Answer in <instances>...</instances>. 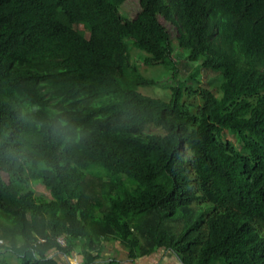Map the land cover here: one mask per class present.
I'll list each match as a JSON object with an SVG mask.
<instances>
[{
  "label": "trees",
  "instance_id": "trees-1",
  "mask_svg": "<svg viewBox=\"0 0 264 264\" xmlns=\"http://www.w3.org/2000/svg\"><path fill=\"white\" fill-rule=\"evenodd\" d=\"M126 1L0 0V264H67L53 252L74 251L125 264L103 256L110 241L133 261L163 247L184 264H264V0H138L133 18ZM165 22L220 74L197 113ZM125 37L171 76L169 98L139 90L157 79Z\"/></svg>",
  "mask_w": 264,
  "mask_h": 264
},
{
  "label": "rangeland",
  "instance_id": "rangeland-1",
  "mask_svg": "<svg viewBox=\"0 0 264 264\" xmlns=\"http://www.w3.org/2000/svg\"><path fill=\"white\" fill-rule=\"evenodd\" d=\"M119 10L121 14H123L127 18H133L137 12L140 10V6L138 3V0H127L124 4H121L119 6ZM166 23V22H165ZM167 24V27L169 28L170 32V38H171V46L174 48V57L176 60V80H180L181 83H183V101L188 106L189 110L191 112L197 113L199 109L206 106L209 102L208 99L203 94L202 90H200V87H204L205 89H208L210 91H213L216 95H220V74H217L211 69H206L199 66V61L190 59L188 54L181 51L177 47V36L175 32V28L171 26V24ZM84 31V30H83ZM86 34H88L85 31ZM126 43L129 45V54L132 56V59L134 61H139V66L141 70H144L147 75L154 76L157 79L156 85L153 86H140L139 90L153 95V96H159V97H165L169 98L171 89L166 86V84H170L169 80H171V76H166L165 72L160 66H149L145 62L141 61L140 57L147 54V52L140 50L133 46V40L130 37H125ZM260 66L264 67V65L260 64ZM196 71L198 73H196ZM194 77V78H192ZM166 83V84H165ZM147 132L150 133H164L165 131L161 127H157L155 125H150L147 128ZM229 140H232L234 144L237 147H240L239 142L237 141V138L233 136L232 134H228ZM98 175L97 177L101 180V183L104 181H107V175L105 171L102 169H98ZM3 177L5 180L8 179V176L6 174H3ZM31 178L33 180V185L36 190L37 195H42L44 197L49 198L50 193L46 190V188L41 184V182L38 179V176L31 175ZM108 182V181H107ZM106 182V183H107ZM100 181L96 182V185L93 186V189L95 191V194H98L100 192ZM194 205H198L197 203H194ZM185 224L187 223L186 220ZM184 221L183 219H177L173 221L166 222V225H169L171 228H173L174 231L178 232L182 228H184ZM64 235V234H61ZM119 247L124 246L121 245L119 242H117ZM106 247V243L104 244ZM127 251V250H126ZM59 252H54L53 255L59 259L61 262H65V259L63 258V255H59ZM124 262L125 264H136L134 261H131L127 259V253L125 252ZM176 257V256H175ZM174 257V253L170 249H164L158 250L154 252L152 255L143 257V260H147L148 264H154L155 262H162L165 264H181L180 260ZM140 260L137 261V264Z\"/></svg>",
  "mask_w": 264,
  "mask_h": 264
},
{
  "label": "crops",
  "instance_id": "crops-1",
  "mask_svg": "<svg viewBox=\"0 0 264 264\" xmlns=\"http://www.w3.org/2000/svg\"><path fill=\"white\" fill-rule=\"evenodd\" d=\"M190 178H191V174H190ZM202 202V201H201ZM202 203H204V202H202ZM115 248V249H114ZM165 249V248H164ZM158 250H163V247H160ZM125 252L127 253V251L126 250H124L123 249V247H119V245H118V243H117V241H114V242H106V251H105V254L103 255V256H105V255H109V254H114L119 260H124V258L123 257H125ZM54 253V252H53ZM174 253V252H173ZM59 255H62L61 253H58ZM102 256V257H103ZM145 256H149V255H145ZM145 256H142L141 258H139V259H137V260H134V263H136L137 264V261L138 260H140L139 262H138V264H148V262H147V260H143V257L145 258ZM176 255H175V253H174V257H175ZM127 257V259H129L128 258V256H126ZM63 258L65 259V257H64V255H63ZM175 258H177V256L175 257ZM178 259V258H177ZM129 260H131V261H133L132 259H129ZM179 260V259H178ZM65 262H67L66 261V259H65ZM157 263H162V262H155L154 264H157ZM180 263L181 264H183L182 263V261H180ZM163 264H165V263H163Z\"/></svg>",
  "mask_w": 264,
  "mask_h": 264
},
{
  "label": "clouds",
  "instance_id": "clouds-1",
  "mask_svg": "<svg viewBox=\"0 0 264 264\" xmlns=\"http://www.w3.org/2000/svg\"><path fill=\"white\" fill-rule=\"evenodd\" d=\"M166 23H168V22H166ZM168 24H170V23H168ZM171 26H172V24H171ZM169 29V28H168ZM134 46V45H133ZM178 47V46H177ZM130 49V48H129ZM180 49V48H179ZM181 50V49H180ZM182 51V50H181ZM131 56V55H130ZM131 58H132V56H131ZM140 59H141V61H143V56H141L140 57ZM134 61V60H133ZM139 61L140 60H136V61H134V62H136L138 65H139ZM144 62V61H143ZM140 67V66H139ZM34 186V185H33ZM61 234H64L63 236L65 237V239H66V235H65V233H61ZM61 234H59V235H57L56 236V240H57V237L58 236H62ZM40 240H44L45 238H39ZM58 242V241H57ZM66 242H67V239H66ZM61 245V244H60ZM63 246V245H62ZM65 246V245H64ZM158 251V250H157ZM73 255H76L77 257H78V259L79 260H81V255L77 252V251H74L73 252V254L72 255H66V254H64V257H65V259H66V261H67V264H69V260H68V257L69 256H73ZM152 255V254H151ZM176 255V254H175ZM177 256V255H176ZM177 258H178V256H177ZM179 259V258H178ZM180 260V259H179ZM181 261V260H180ZM183 263V262H182ZM184 264V263H183Z\"/></svg>",
  "mask_w": 264,
  "mask_h": 264
},
{
  "label": "built area",
  "instance_id": "built-area-1",
  "mask_svg": "<svg viewBox=\"0 0 264 264\" xmlns=\"http://www.w3.org/2000/svg\"><path fill=\"white\" fill-rule=\"evenodd\" d=\"M57 241H58L59 244H61L63 246L66 245V239H65V237L63 235L62 236H58L57 237ZM68 260H69V264H81L80 260L78 259V257L76 255L69 256Z\"/></svg>",
  "mask_w": 264,
  "mask_h": 264
}]
</instances>
